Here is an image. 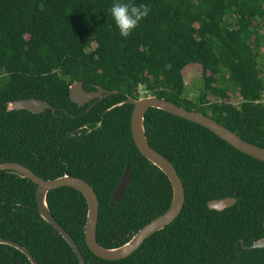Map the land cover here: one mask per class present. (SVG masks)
Instances as JSON below:
<instances>
[{
	"label": "trees",
	"instance_id": "16d2710c",
	"mask_svg": "<svg viewBox=\"0 0 264 264\" xmlns=\"http://www.w3.org/2000/svg\"><path fill=\"white\" fill-rule=\"evenodd\" d=\"M114 2L0 0V164H17L43 181L85 182L97 200L95 242L102 249L126 243L171 199L167 179L131 142L126 99H161L264 149V0H132L151 12L127 39L109 13ZM191 65L199 66L203 89L195 100L184 96L182 71ZM72 83L87 93L100 89L103 97L77 107L68 98ZM229 94L237 95L236 106L226 103ZM20 100L49 108L6 111ZM85 124L90 133L78 131ZM143 130L180 180V214L127 258L104 261L84 244L81 195L48 192L46 207L84 264H264V249H248L264 239V163L159 110L146 111ZM125 168L130 181L113 203ZM34 191L31 182L0 171V239L22 247L35 264H78L38 216ZM226 198L235 204L207 210V202ZM0 264L30 263L0 245Z\"/></svg>",
	"mask_w": 264,
	"mask_h": 264
},
{
	"label": "water",
	"instance_id": "95a60500",
	"mask_svg": "<svg viewBox=\"0 0 264 264\" xmlns=\"http://www.w3.org/2000/svg\"><path fill=\"white\" fill-rule=\"evenodd\" d=\"M67 92L69 101L77 107H81L93 99L100 100L103 97L102 90L97 89L95 92L87 93L81 89L78 83H72L69 85ZM110 94L112 93H107L106 95ZM123 103L131 105V112L129 116V133L131 142L138 154L159 172H161V174H163V176L167 179L171 189V199L167 209L160 216L140 228L126 243L118 248L102 249L96 244L95 226L97 222L98 204L92 189L85 182L67 176L54 180L43 181L32 174L28 169L17 164H0V171H9L31 182L35 186L34 200L38 216L66 242L75 255L78 264H84L78 249L68 235L55 223L46 207L45 196L50 191L57 190L59 188H69L81 195L86 206L85 221L83 226L84 244L93 256L104 261H119L127 258L141 246L145 239L170 225L180 214L184 202L183 188L180 180L178 179L171 164L150 149L144 137L143 118L148 109L159 110L183 121L197 125L207 130L220 141L224 142L226 145L242 155L264 163V149L257 148L241 141L232 132L226 130L222 126L214 123L209 118L199 113L183 110L169 102L156 99L154 97H144L137 100L126 99ZM48 108L49 106L41 101L20 100L9 103L6 106V111L22 110L30 114H38ZM129 181L130 173L125 168L121 173L115 189L110 195L111 202L116 203L119 200ZM234 204V199L226 198L209 201L206 203V208L210 211L222 212L223 210L232 207ZM0 245L8 246L17 250L25 256L30 264H35L28 252L17 244L0 239ZM248 249H264V239L252 243Z\"/></svg>",
	"mask_w": 264,
	"mask_h": 264
},
{
	"label": "clouds",
	"instance_id": "9594fccd",
	"mask_svg": "<svg viewBox=\"0 0 264 264\" xmlns=\"http://www.w3.org/2000/svg\"><path fill=\"white\" fill-rule=\"evenodd\" d=\"M151 12V6L146 3L136 4L132 0L123 2V0H116L109 8L115 26L119 30V34L127 39L135 29L140 26L142 20L148 17ZM87 130L89 133L92 131L88 125H83L78 130L84 133Z\"/></svg>",
	"mask_w": 264,
	"mask_h": 264
},
{
	"label": "rangeland",
	"instance_id": "374dc122",
	"mask_svg": "<svg viewBox=\"0 0 264 264\" xmlns=\"http://www.w3.org/2000/svg\"><path fill=\"white\" fill-rule=\"evenodd\" d=\"M261 34H264V30L261 31ZM260 55H261V59H262L263 67H264V51L260 53ZM182 76H183V85H184V96L187 99L195 100L203 92L199 66L191 65V66L186 67L182 71ZM263 78H264V74H263ZM144 97H149V96L143 94L141 98H144ZM206 101L212 102L214 101V99L207 95ZM262 101L264 102V95H263ZM226 103L231 104L232 106H236L238 103L237 95L229 94L228 100L226 101Z\"/></svg>",
	"mask_w": 264,
	"mask_h": 264
},
{
	"label": "flooded vegetation",
	"instance_id": "af4514ba",
	"mask_svg": "<svg viewBox=\"0 0 264 264\" xmlns=\"http://www.w3.org/2000/svg\"><path fill=\"white\" fill-rule=\"evenodd\" d=\"M88 104H89V102H88L87 104H85V105H88ZM85 105H82V106H85ZM82 106H81V107H82Z\"/></svg>",
	"mask_w": 264,
	"mask_h": 264
},
{
	"label": "built area",
	"instance_id": "2783aa9c",
	"mask_svg": "<svg viewBox=\"0 0 264 264\" xmlns=\"http://www.w3.org/2000/svg\"><path fill=\"white\" fill-rule=\"evenodd\" d=\"M139 95H141V93L139 92Z\"/></svg>",
	"mask_w": 264,
	"mask_h": 264
}]
</instances>
